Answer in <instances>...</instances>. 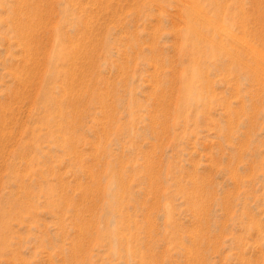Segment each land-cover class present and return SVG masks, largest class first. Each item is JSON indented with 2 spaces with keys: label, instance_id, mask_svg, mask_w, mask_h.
<instances>
[{
  "label": "rangeland",
  "instance_id": "obj_1",
  "mask_svg": "<svg viewBox=\"0 0 264 264\" xmlns=\"http://www.w3.org/2000/svg\"><path fill=\"white\" fill-rule=\"evenodd\" d=\"M0 264H264V0H0Z\"/></svg>",
  "mask_w": 264,
  "mask_h": 264
}]
</instances>
